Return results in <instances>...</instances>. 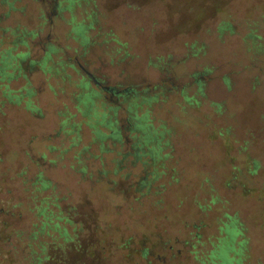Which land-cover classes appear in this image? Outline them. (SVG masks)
I'll return each mask as SVG.
<instances>
[{"label":"rangeland","instance_id":"obj_1","mask_svg":"<svg viewBox=\"0 0 264 264\" xmlns=\"http://www.w3.org/2000/svg\"><path fill=\"white\" fill-rule=\"evenodd\" d=\"M47 44L62 70L26 69ZM10 47L29 50L17 67ZM0 67L1 264H264V0H0ZM81 79L107 107L105 87L161 92L138 108L164 131L158 159L112 173L76 109ZM141 176L149 191L127 188Z\"/></svg>","mask_w":264,"mask_h":264},{"label":"trees","instance_id":"obj_2","mask_svg":"<svg viewBox=\"0 0 264 264\" xmlns=\"http://www.w3.org/2000/svg\"><path fill=\"white\" fill-rule=\"evenodd\" d=\"M220 28L232 29V25L229 22H223ZM79 29V30H78ZM75 29L77 35L85 38V30H80L82 28ZM35 33H32L34 35ZM46 52L41 60L38 59H30L27 60L26 69L30 70L36 65L42 66L46 71L51 73H57L62 70L63 65H65L64 60H58L56 65L54 64L53 54L57 52V48L50 44L46 45ZM3 65L4 66H14L17 67L20 65L19 59L27 58L29 56V50L21 51L18 54L13 53V48L4 49L3 53ZM51 61V62H49ZM25 69L24 67H20L19 70ZM1 77L9 78L10 74L7 73L5 67H0ZM23 75L26 76L24 73ZM198 73L195 74V80L193 83H197V89L195 93L191 96L187 95L185 89L180 90V94L183 99L188 102H198L197 95H199V79L196 77ZM99 82V81H98ZM165 82H161L158 85H154L155 87L159 86L163 88ZM78 87L81 88V93L76 95L73 91L71 93L76 95V109L82 113L85 118V122L93 129V134L91 140L99 143L98 154L102 153H116L118 156L114 158V164L111 168L112 173H118L124 169H126V161L128 157L131 162H134L135 159L143 160V156L151 157L153 160L159 158L160 151L164 145L163 143V134L164 131L156 128L152 119L149 116V110L144 114H140L138 108L142 105H150L152 102L158 99L160 91L154 93H148L149 87H141L138 84H132L125 87H117V86H109L105 87L109 98L116 101L117 104L106 106L105 96L102 97L103 101L97 102L98 99H101V94L93 88L88 87V82H84L82 79L78 81ZM173 88V87H172ZM31 92L27 93L29 96ZM107 97V96H106ZM219 107V104H217ZM122 112V114H121ZM71 130H74L76 127L77 130V138L73 140V142L77 143L78 140L81 139L80 134V124L76 126V124H72L70 126ZM227 132V128L224 130H220L219 133L223 134ZM89 145H83L80 149V157H83V153H88ZM102 161V160H101ZM147 160H144V164ZM147 165V164H145ZM79 171L81 174L87 172V165L84 163L80 164ZM100 174L96 177L100 179L105 175L107 169L104 166H101L99 169ZM129 171L121 173V178L123 182H127ZM89 175H92L89 172ZM40 178V177H39ZM118 183L115 181V184ZM152 181L146 178L145 176L138 177L135 183H130L127 186H134V190L139 193L147 192L150 189ZM41 184H43L44 188L51 186L49 181L41 179ZM43 214L45 211L40 210ZM50 215V211L48 214ZM65 220H68L65 218ZM101 244V241H100ZM81 247V244H79ZM98 249V244L96 243L80 248V250L85 251L84 256L86 258L95 257L96 250ZM134 251V249H132ZM143 254L147 255L149 253V249H146L142 246H139V249ZM86 253V254H85ZM1 264V261H0Z\"/></svg>","mask_w":264,"mask_h":264},{"label":"water","instance_id":"obj_3","mask_svg":"<svg viewBox=\"0 0 264 264\" xmlns=\"http://www.w3.org/2000/svg\"><path fill=\"white\" fill-rule=\"evenodd\" d=\"M86 73H87V75H88L89 77L93 78V76H92V74H91L90 72L86 71ZM93 80H94L95 82H97V80H95L94 78H93Z\"/></svg>","mask_w":264,"mask_h":264}]
</instances>
